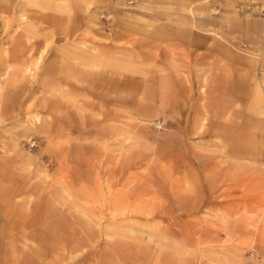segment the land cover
Listing matches in <instances>:
<instances>
[{"label":"rangeland","instance_id":"1","mask_svg":"<svg viewBox=\"0 0 264 264\" xmlns=\"http://www.w3.org/2000/svg\"><path fill=\"white\" fill-rule=\"evenodd\" d=\"M0 264H264V0H0Z\"/></svg>","mask_w":264,"mask_h":264},{"label":"crops","instance_id":"2","mask_svg":"<svg viewBox=\"0 0 264 264\" xmlns=\"http://www.w3.org/2000/svg\"><path fill=\"white\" fill-rule=\"evenodd\" d=\"M241 32H242V35L241 36L243 38V27H242V31ZM38 43H39L38 45H40V41ZM19 46L21 47L22 45L19 44ZM18 51L21 52V49H17V50L16 49H13V51H12V54L14 56L13 59H14V61H16L14 63H17V64H25V65H27V64L34 65L35 64V62H36L35 60L37 59V58H35L36 52L30 53V55L28 57H25V56L24 57L23 56L21 57V54H18ZM38 63H40V61ZM56 107L57 108H60L61 105L58 104Z\"/></svg>","mask_w":264,"mask_h":264},{"label":"bare ground","instance_id":"3","mask_svg":"<svg viewBox=\"0 0 264 264\" xmlns=\"http://www.w3.org/2000/svg\"><path fill=\"white\" fill-rule=\"evenodd\" d=\"M74 34H75V33H74ZM68 36H69V35H68ZM66 39H67V38H66ZM79 47H80V46H79ZM75 48H76V47H75ZM78 50H79V49H78ZM80 50H81V49H80ZM85 50H86V49H85ZM43 53H44V52H43ZM37 59H38V58H37ZM41 59H42V58L38 59L37 62H39V60H41ZM37 62H36V63H37ZM96 74H97V73H96ZM102 75L104 76V74H102ZM105 75H106V74H105ZM133 75H135V74H133ZM103 76H100V77H102V78L104 79ZM108 76H109V75H108ZM123 76H124V75H123ZM128 77H129V76H128ZM131 77H132V76H131ZM136 77H137V76H136ZM102 78H101V80H102ZM107 78H108V77H107ZM121 79H123V78H121ZM129 79H130V78H129ZM142 79H143V78H142ZM142 79H141V80H142ZM144 79H145V78H144ZM121 81H122V80H120V82H121ZM144 81H145V80H144ZM123 82H124V81H123ZM127 83H128V82H127ZM155 83H156V82H155ZM84 84H85V83H84ZM122 84H123V83H122ZM122 84H120V85H122ZM144 84H145V83H144ZM146 84L148 85V82H147ZM150 84H153V83H150ZM80 85H81V84H80ZM80 85H79V86H80ZM130 85H131V84H130ZM126 86H127V84H126ZM133 86L135 87V84H134ZM141 86H142V84H141ZM141 86H138V85H137V88H138V87H141ZM153 86H154V85H153ZM90 87H91V86H90ZM147 87H148V86H147ZM85 88H86V87H85ZM143 88H145V87H143ZM150 88H152V87H150ZM81 89H82V88H81ZM152 90H153V89H152ZM119 91H120V90H119ZM144 91H145V90H144ZM146 92H147V91H146ZM148 92H149V90H148ZM117 93L120 95L119 92H117ZM117 93H116V94H117ZM141 93H143V92H141ZM152 94H153V93H152ZM131 95H133V94H131ZM147 95H148V94H147ZM124 96H125V95H124ZM126 96H127V95H126ZM128 96H129V95H128ZM129 97H130V96H129ZM134 99H135V97H134ZM112 102H114V101H112ZM123 103H124V102H123ZM123 105H125V104H123ZM209 170H210V169H209ZM238 180H239V179H238ZM235 184H236V183H235ZM229 185H230V184H229ZM228 188H229V187H228ZM228 188H227V189H228ZM67 240H70V239L67 238ZM132 260H133V259H132ZM122 262H123V261H122ZM147 262H149V261H147Z\"/></svg>","mask_w":264,"mask_h":264}]
</instances>
